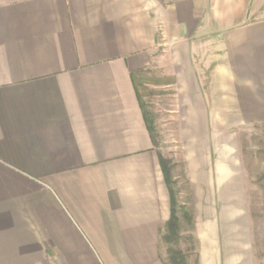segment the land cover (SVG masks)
<instances>
[{
  "label": "crops",
  "instance_id": "obj_1",
  "mask_svg": "<svg viewBox=\"0 0 264 264\" xmlns=\"http://www.w3.org/2000/svg\"><path fill=\"white\" fill-rule=\"evenodd\" d=\"M146 69L172 80L196 264H255L241 143L264 131V0H0V264H164Z\"/></svg>",
  "mask_w": 264,
  "mask_h": 264
},
{
  "label": "rangeland",
  "instance_id": "obj_2",
  "mask_svg": "<svg viewBox=\"0 0 264 264\" xmlns=\"http://www.w3.org/2000/svg\"><path fill=\"white\" fill-rule=\"evenodd\" d=\"M135 85L143 111L150 121L156 151L173 166L171 174L176 183L174 189L177 191L181 232L178 244L172 248L181 250L187 264H196L195 237L181 212V208L191 209V199L177 151L172 80L161 69H146L135 75ZM241 145L248 232L255 264H264V131L243 133ZM202 232L208 233V230ZM167 249L168 246L159 243L162 260L167 258Z\"/></svg>",
  "mask_w": 264,
  "mask_h": 264
},
{
  "label": "trees",
  "instance_id": "obj_3",
  "mask_svg": "<svg viewBox=\"0 0 264 264\" xmlns=\"http://www.w3.org/2000/svg\"><path fill=\"white\" fill-rule=\"evenodd\" d=\"M142 71L135 72L131 75V79L133 80V85L135 87V92L137 94V99L139 102V106L143 112V118L145 121L146 128L149 132V135L151 137V140L153 142V145H155L152 128L150 125V121L147 118L146 114L143 111L141 101L137 92V88L135 85V75L137 73H141ZM159 159V165L161 168V172L169 193L170 198V214L168 220L165 222V224L161 227L159 230V243H163L166 246H168L167 249V258L164 260V264H187L186 263V256L181 252V250H175L172 248L173 246H176L180 240V219L177 216L178 211V205H177V191L175 188V181L172 177V169L173 166L169 160H166L163 158L161 154H158ZM182 216L189 224L190 229H193V218H192V211L191 209L186 210L185 208H181Z\"/></svg>",
  "mask_w": 264,
  "mask_h": 264
}]
</instances>
